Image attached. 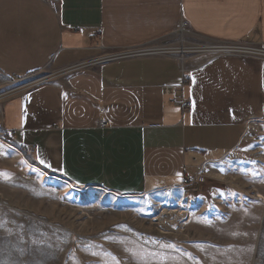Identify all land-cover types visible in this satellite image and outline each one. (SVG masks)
Instances as JSON below:
<instances>
[{
	"label": "crops",
	"instance_id": "crops-1",
	"mask_svg": "<svg viewBox=\"0 0 264 264\" xmlns=\"http://www.w3.org/2000/svg\"><path fill=\"white\" fill-rule=\"evenodd\" d=\"M181 22L193 40L264 47V0H0V76L49 73L0 96L9 140L72 186L115 195L213 174L264 120V57L204 46L113 58L175 39ZM261 218L212 222L201 264H248Z\"/></svg>",
	"mask_w": 264,
	"mask_h": 264
},
{
	"label": "rangeland",
	"instance_id": "rangeland-1",
	"mask_svg": "<svg viewBox=\"0 0 264 264\" xmlns=\"http://www.w3.org/2000/svg\"><path fill=\"white\" fill-rule=\"evenodd\" d=\"M193 39L182 29L149 47L233 44ZM191 53L168 54L184 60ZM48 74L18 82L0 76V96ZM214 171L194 187L140 195L78 188L15 146L0 120V264H201L207 226L250 208L262 218L248 264H264V120Z\"/></svg>",
	"mask_w": 264,
	"mask_h": 264
},
{
	"label": "built area",
	"instance_id": "built-area-1",
	"mask_svg": "<svg viewBox=\"0 0 264 264\" xmlns=\"http://www.w3.org/2000/svg\"><path fill=\"white\" fill-rule=\"evenodd\" d=\"M187 26V22H181L180 24L177 25V29L182 30ZM215 47H210L208 51L215 52V53H243V54H254V55H260L264 57V47L259 46L260 50L259 51L258 47H254L252 45H245V44H226V45H211ZM201 51L205 50L204 47L200 46H189L188 51ZM187 51V52H188ZM168 54L172 53L170 50V47H145V48H137V49H130L125 51L124 53L120 54L119 56H115L113 58H124V57H133V56H146V55H154V54ZM47 77H43L39 79L38 81L32 83L37 84L40 83L44 80H46ZM188 80L185 78L184 83H187ZM176 101V100H175ZM187 107H190L192 105L191 101H186L185 102ZM26 150H29L28 147H26ZM206 180V173L204 170H200L197 174L194 176H185L184 180L182 182L181 186H186V187H194L200 183H203Z\"/></svg>",
	"mask_w": 264,
	"mask_h": 264
},
{
	"label": "bare ground",
	"instance_id": "bare-ground-1",
	"mask_svg": "<svg viewBox=\"0 0 264 264\" xmlns=\"http://www.w3.org/2000/svg\"><path fill=\"white\" fill-rule=\"evenodd\" d=\"M188 48H189V47H182L181 52L188 51ZM258 48H259L258 50L261 51V50H260V47H258ZM170 50H171V52L175 51V49H174V50L170 49ZM259 196H260V197H263L262 194H259Z\"/></svg>",
	"mask_w": 264,
	"mask_h": 264
},
{
	"label": "snow or ice",
	"instance_id": "snow-or-ice-1",
	"mask_svg": "<svg viewBox=\"0 0 264 264\" xmlns=\"http://www.w3.org/2000/svg\"><path fill=\"white\" fill-rule=\"evenodd\" d=\"M168 247H175L174 245H168Z\"/></svg>",
	"mask_w": 264,
	"mask_h": 264
}]
</instances>
